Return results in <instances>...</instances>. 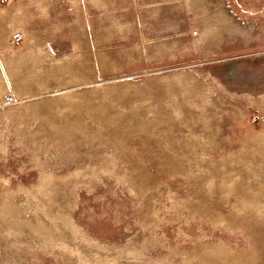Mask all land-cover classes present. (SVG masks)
<instances>
[{"label":"rangeland","instance_id":"obj_1","mask_svg":"<svg viewBox=\"0 0 264 264\" xmlns=\"http://www.w3.org/2000/svg\"><path fill=\"white\" fill-rule=\"evenodd\" d=\"M0 264H264V0H0Z\"/></svg>","mask_w":264,"mask_h":264},{"label":"built area","instance_id":"obj_2","mask_svg":"<svg viewBox=\"0 0 264 264\" xmlns=\"http://www.w3.org/2000/svg\"><path fill=\"white\" fill-rule=\"evenodd\" d=\"M22 39H23V35L21 33H16V34L13 35V41L14 42H20V41H22ZM8 100L12 101L13 100V96H9Z\"/></svg>","mask_w":264,"mask_h":264}]
</instances>
